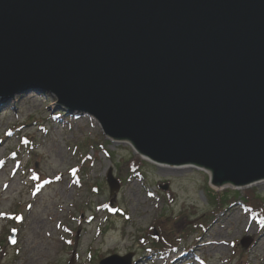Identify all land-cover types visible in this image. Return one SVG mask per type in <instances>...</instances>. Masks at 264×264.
<instances>
[{"label": "water", "instance_id": "95a60500", "mask_svg": "<svg viewBox=\"0 0 264 264\" xmlns=\"http://www.w3.org/2000/svg\"><path fill=\"white\" fill-rule=\"evenodd\" d=\"M28 93L147 161L250 186L264 180V0H0V99ZM106 183L119 190L111 169Z\"/></svg>", "mask_w": 264, "mask_h": 264}, {"label": "rangeland", "instance_id": "374dc122", "mask_svg": "<svg viewBox=\"0 0 264 264\" xmlns=\"http://www.w3.org/2000/svg\"><path fill=\"white\" fill-rule=\"evenodd\" d=\"M60 111L47 93L0 99V264H98L127 253L134 264H264V205L252 214L242 193L253 188L264 201V180L215 188L203 168L147 161L94 118H54ZM134 157L142 163L131 173ZM157 221L177 236L203 227L162 252L148 234Z\"/></svg>", "mask_w": 264, "mask_h": 264}, {"label": "trees", "instance_id": "16d2710c", "mask_svg": "<svg viewBox=\"0 0 264 264\" xmlns=\"http://www.w3.org/2000/svg\"><path fill=\"white\" fill-rule=\"evenodd\" d=\"M66 115H70L67 114L64 111H60V113H57L54 115V118L56 119H64ZM15 130V128H13ZM13 132V130H9L8 132H6V134H11ZM142 163V160L139 159V157H134L131 161H129V165H128V169L131 173L134 172H138V169L140 168V165ZM224 193L226 192V190L224 191H217L216 194L219 195L220 193ZM245 198V202L244 205H246L248 207V209L252 212V214H257V216H261L262 212H263V205H264V201L263 199H261L256 193H255V189L251 188V189H246L245 191L242 192ZM224 201V199H222L221 197H219L218 199H216V205H215V210L212 214H215L216 211L218 212V210H220L223 206L224 203H222ZM212 202H213V198H212ZM203 227V222H195L194 224H191L188 226V230L186 231V233L184 235H179L177 236L175 233H173L171 231V229L168 227L166 228L165 224H163V222L161 221H157L155 223V225L152 226V228L149 231V240L152 243V248L156 247L158 248L160 251L165 252V251H169L170 249H174L179 245V242L181 241V238H185L189 233H193L194 229L196 227ZM141 242L142 239H140ZM146 243H149V241L144 240L143 243H141V246L146 245ZM156 249H153V251H155Z\"/></svg>", "mask_w": 264, "mask_h": 264}, {"label": "bare ground", "instance_id": "6f19581e", "mask_svg": "<svg viewBox=\"0 0 264 264\" xmlns=\"http://www.w3.org/2000/svg\"><path fill=\"white\" fill-rule=\"evenodd\" d=\"M260 182H262V181H261V180H260V181H257L256 183H253V185H254V184H258V183H260ZM183 261H187V259H183V258H181V259L179 260L180 263L183 262Z\"/></svg>", "mask_w": 264, "mask_h": 264}]
</instances>
